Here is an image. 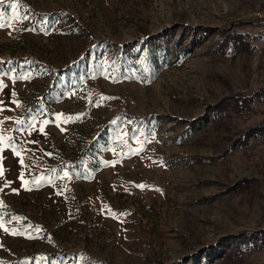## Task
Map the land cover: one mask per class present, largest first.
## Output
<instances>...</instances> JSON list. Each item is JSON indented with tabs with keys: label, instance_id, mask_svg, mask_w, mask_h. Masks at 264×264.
I'll return each instance as SVG.
<instances>
[{
	"label": "rangeland",
	"instance_id": "374dc122",
	"mask_svg": "<svg viewBox=\"0 0 264 264\" xmlns=\"http://www.w3.org/2000/svg\"><path fill=\"white\" fill-rule=\"evenodd\" d=\"M263 19L264 0H0V264H264L226 251L264 227V147L226 150L209 112L264 84V42L222 54L219 27Z\"/></svg>",
	"mask_w": 264,
	"mask_h": 264
},
{
	"label": "trees",
	"instance_id": "16d2710c",
	"mask_svg": "<svg viewBox=\"0 0 264 264\" xmlns=\"http://www.w3.org/2000/svg\"><path fill=\"white\" fill-rule=\"evenodd\" d=\"M256 28H227L220 26L219 37L214 48L222 54L237 50L249 53L257 47V41L264 42V19ZM264 104V84H258L247 90L221 95L209 105L213 123L226 132V150L246 147L258 141L264 147V114L253 122L235 126L233 118L241 120L259 111ZM254 176H238L230 180L222 189V194L250 190L255 183ZM264 248V227L245 228L232 233L226 245V251L234 256L253 249Z\"/></svg>",
	"mask_w": 264,
	"mask_h": 264
},
{
	"label": "snow or ice",
	"instance_id": "6c2138e0",
	"mask_svg": "<svg viewBox=\"0 0 264 264\" xmlns=\"http://www.w3.org/2000/svg\"><path fill=\"white\" fill-rule=\"evenodd\" d=\"M3 26H5V25L0 23V27H3ZM2 87H3V85H2V83H0V88H2ZM100 99L103 100L105 98L101 97ZM71 119H73V118L72 117L65 118V122H68ZM0 171H2V170H0ZM140 187H143V186L141 185Z\"/></svg>",
	"mask_w": 264,
	"mask_h": 264
}]
</instances>
